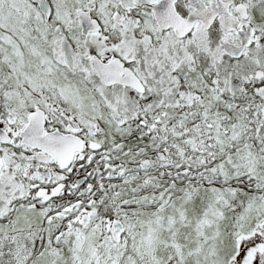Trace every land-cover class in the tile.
<instances>
[{
	"label": "snow or ice",
	"instance_id": "6c2138e0",
	"mask_svg": "<svg viewBox=\"0 0 264 264\" xmlns=\"http://www.w3.org/2000/svg\"><path fill=\"white\" fill-rule=\"evenodd\" d=\"M0 264H264V0H0Z\"/></svg>",
	"mask_w": 264,
	"mask_h": 264
}]
</instances>
